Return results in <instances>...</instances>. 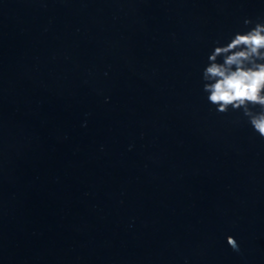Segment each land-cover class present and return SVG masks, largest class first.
<instances>
[{"label": "water", "instance_id": "95a60500", "mask_svg": "<svg viewBox=\"0 0 264 264\" xmlns=\"http://www.w3.org/2000/svg\"><path fill=\"white\" fill-rule=\"evenodd\" d=\"M257 22L264 0H0V264H264V138L202 81Z\"/></svg>", "mask_w": 264, "mask_h": 264}, {"label": "clouds", "instance_id": "9594fccd", "mask_svg": "<svg viewBox=\"0 0 264 264\" xmlns=\"http://www.w3.org/2000/svg\"><path fill=\"white\" fill-rule=\"evenodd\" d=\"M244 23L253 22L246 19ZM202 81L207 100L218 113L242 110L264 138V23L257 22L250 30L235 33L227 44L214 47ZM227 243L239 251L233 237Z\"/></svg>", "mask_w": 264, "mask_h": 264}]
</instances>
